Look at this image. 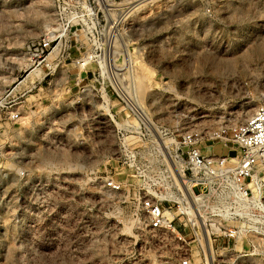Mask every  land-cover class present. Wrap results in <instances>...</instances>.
Listing matches in <instances>:
<instances>
[{
  "label": "rangeland",
  "instance_id": "374dc122",
  "mask_svg": "<svg viewBox=\"0 0 264 264\" xmlns=\"http://www.w3.org/2000/svg\"><path fill=\"white\" fill-rule=\"evenodd\" d=\"M39 38L51 49L38 65L27 45ZM118 86L150 111L176 105L206 128L239 124L244 93L257 103L264 91V0H0V264H102L85 257V200L51 188L57 176L86 188L97 169L124 173L112 133L100 156L84 142L98 134L87 136L80 112ZM38 176L46 189L32 193ZM107 215L111 245L130 216Z\"/></svg>",
  "mask_w": 264,
  "mask_h": 264
},
{
  "label": "built area",
  "instance_id": "2783aa9c",
  "mask_svg": "<svg viewBox=\"0 0 264 264\" xmlns=\"http://www.w3.org/2000/svg\"><path fill=\"white\" fill-rule=\"evenodd\" d=\"M27 47L35 62L49 54L51 40H32ZM41 82L24 88L23 95ZM243 97L250 98L247 92ZM84 104L82 126L87 136L98 134L84 142L100 156L112 133L113 159L124 172L92 171L86 188L75 174L57 176L52 184L56 196L85 200L87 262L264 264V91L253 112L233 127L206 128L199 124L200 112L176 105L150 111L120 86L114 98L97 91ZM72 130L67 127L68 133ZM73 141L66 135V142ZM40 177L31 182L32 193L46 189L48 182ZM110 210L130 216L111 245L106 238L115 225Z\"/></svg>",
  "mask_w": 264,
  "mask_h": 264
},
{
  "label": "bare ground",
  "instance_id": "6f19581e",
  "mask_svg": "<svg viewBox=\"0 0 264 264\" xmlns=\"http://www.w3.org/2000/svg\"><path fill=\"white\" fill-rule=\"evenodd\" d=\"M132 2V1H131ZM134 2V1H133ZM132 2V3H133ZM116 24H117V22H116ZM115 24V25H116ZM116 28V27H115ZM84 63V62H83ZM86 63V62H85ZM32 75H36V73H35V71L33 72H31L30 73V76H32ZM137 98H138V96H137ZM139 99V98H138ZM139 102H140V99H139ZM246 116L248 115V113H250L251 112V110H254V108H255V106H256V99L255 98H253V97H251L250 99H248V101H247V103H246ZM251 114V113H250ZM245 115V114H244ZM171 140L172 139H169V143L167 144V146L171 143Z\"/></svg>",
  "mask_w": 264,
  "mask_h": 264
},
{
  "label": "crops",
  "instance_id": "0c3cea01",
  "mask_svg": "<svg viewBox=\"0 0 264 264\" xmlns=\"http://www.w3.org/2000/svg\"><path fill=\"white\" fill-rule=\"evenodd\" d=\"M39 81H40V79H39V78H36L34 82L31 81V85H33V84H35V83H37V82H39Z\"/></svg>",
  "mask_w": 264,
  "mask_h": 264
}]
</instances>
